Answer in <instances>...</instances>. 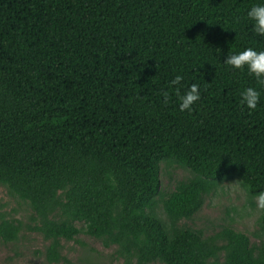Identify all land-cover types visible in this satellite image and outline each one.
Segmentation results:
<instances>
[{
	"label": "trees",
	"instance_id": "1",
	"mask_svg": "<svg viewBox=\"0 0 264 264\" xmlns=\"http://www.w3.org/2000/svg\"><path fill=\"white\" fill-rule=\"evenodd\" d=\"M259 4L0 0V186L32 209L27 221L0 211V241L38 232L52 264H80L63 253L80 232L125 264H264V242L255 252L244 232L169 228L148 211L166 159L197 175L166 203L176 218L201 208L208 180L264 191V85L224 63L264 51L247 16ZM192 84L200 100L180 111L176 88ZM248 87L255 110L241 104Z\"/></svg>",
	"mask_w": 264,
	"mask_h": 264
},
{
	"label": "rangeland",
	"instance_id": "2",
	"mask_svg": "<svg viewBox=\"0 0 264 264\" xmlns=\"http://www.w3.org/2000/svg\"><path fill=\"white\" fill-rule=\"evenodd\" d=\"M196 177L190 169L175 161L164 160L160 170V192L148 211L158 214L169 228L176 226L201 229L207 236L215 235L226 227L244 232L250 237L255 252H258L264 242L261 221L263 211L257 208L254 199L256 194L249 193L237 177L216 182L208 180L207 189L203 192V205L190 217L176 218L168 212V199L182 185ZM0 211L26 221L32 213L25 201L11 196L3 186H0ZM76 225L83 227L81 222H76ZM46 243L44 237L35 231H24L17 241H0V264H52L43 254ZM63 243V253L80 264H125L115 253L114 247L104 246L100 239L85 232H80L74 240H64Z\"/></svg>",
	"mask_w": 264,
	"mask_h": 264
},
{
	"label": "clouds",
	"instance_id": "3",
	"mask_svg": "<svg viewBox=\"0 0 264 264\" xmlns=\"http://www.w3.org/2000/svg\"><path fill=\"white\" fill-rule=\"evenodd\" d=\"M247 16L254 22V31L264 36V4L254 5L248 11ZM236 69H243L247 66L249 74L257 78V83L264 85V51H256L247 48L238 54L229 53L227 60L224 62ZM183 76L177 75L171 85L179 86ZM176 95L179 98L180 111H191L192 106L200 100L199 85L192 84L190 89L184 94L180 93L179 87L176 88ZM165 103L168 102L169 93H163ZM260 100V93L252 87H248L241 93V104L246 105L249 109L255 110ZM258 210L264 211V191L258 192L255 197Z\"/></svg>",
	"mask_w": 264,
	"mask_h": 264
}]
</instances>
